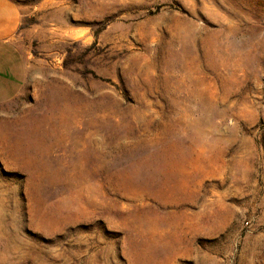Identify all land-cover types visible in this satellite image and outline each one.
<instances>
[{"label":"rangeland","instance_id":"rangeland-1","mask_svg":"<svg viewBox=\"0 0 264 264\" xmlns=\"http://www.w3.org/2000/svg\"><path fill=\"white\" fill-rule=\"evenodd\" d=\"M0 264H264V0H12Z\"/></svg>","mask_w":264,"mask_h":264},{"label":"crops","instance_id":"crops-1","mask_svg":"<svg viewBox=\"0 0 264 264\" xmlns=\"http://www.w3.org/2000/svg\"><path fill=\"white\" fill-rule=\"evenodd\" d=\"M22 20L12 0H0V104L18 97L27 77V60L15 41Z\"/></svg>","mask_w":264,"mask_h":264}]
</instances>
